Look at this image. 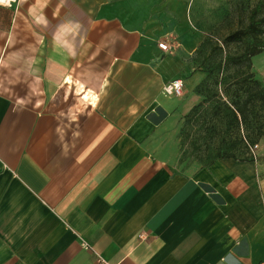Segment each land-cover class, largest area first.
Segmentation results:
<instances>
[{
    "label": "crops",
    "instance_id": "1",
    "mask_svg": "<svg viewBox=\"0 0 264 264\" xmlns=\"http://www.w3.org/2000/svg\"><path fill=\"white\" fill-rule=\"evenodd\" d=\"M171 2L0 5V264H264L257 163L181 158L204 39Z\"/></svg>",
    "mask_w": 264,
    "mask_h": 264
},
{
    "label": "rangeland",
    "instance_id": "2",
    "mask_svg": "<svg viewBox=\"0 0 264 264\" xmlns=\"http://www.w3.org/2000/svg\"><path fill=\"white\" fill-rule=\"evenodd\" d=\"M259 0H173L171 4H160L161 11L173 13L177 22L185 20L193 34L202 40L208 39L192 55L196 71L205 72L200 86L203 96L201 113L192 121H182L186 126L181 138V158L204 164L218 147L230 149L232 141L246 136L258 143L259 182L264 188V102L255 101L246 108L247 118L239 126L229 127L231 112L255 85L249 79L254 74L260 87H264V52L253 57L252 66L228 65L218 70V63L227 55L244 50L245 43H223L232 31L248 23L250 10ZM196 39V38H195ZM203 40V41H204ZM211 72V73H210ZM236 151L239 158L246 152L240 144Z\"/></svg>",
    "mask_w": 264,
    "mask_h": 264
},
{
    "label": "trees",
    "instance_id": "3",
    "mask_svg": "<svg viewBox=\"0 0 264 264\" xmlns=\"http://www.w3.org/2000/svg\"><path fill=\"white\" fill-rule=\"evenodd\" d=\"M208 41V39H205L202 42V45H206ZM242 42H246L244 50L241 53L235 55H227L218 63V70L223 69L228 65H247V67L250 69L252 66L253 57L264 52V0H259L250 10L248 23L245 26L230 32L223 40V43L225 44ZM248 76L249 79L253 81L255 89L248 90L243 100L236 104L237 106L235 109H229L232 115L231 120L229 121V127H232L233 125L239 126L243 119L246 120V108L250 105V103H253L255 101L264 102V87H260L258 82L254 80L253 73H249ZM202 82L203 80L196 88V92L199 95H201L200 86L202 85ZM201 97L203 101L204 98L202 95ZM202 101L191 110V112L185 117L184 121L190 122L199 117L201 113L200 109ZM185 128L186 126L184 125L181 127V133L184 132ZM240 144L246 151L242 158H239L236 151H234ZM229 147L230 149H227L225 147H218V149L209 156L204 165L211 166L218 160L229 158L241 162H256L258 158V143L252 142L246 136L232 141ZM252 148H254V152ZM182 159L186 160L185 158Z\"/></svg>",
    "mask_w": 264,
    "mask_h": 264
},
{
    "label": "built area",
    "instance_id": "4",
    "mask_svg": "<svg viewBox=\"0 0 264 264\" xmlns=\"http://www.w3.org/2000/svg\"><path fill=\"white\" fill-rule=\"evenodd\" d=\"M11 0H0V5H9ZM159 47L163 51H170L172 48L167 42H160ZM185 92V83L182 79H174L170 82L166 83L163 87V93L168 97H181L184 95ZM257 147V146H256ZM254 152V148H252ZM83 245L86 249H90L91 247L86 243L83 242ZM99 262H105L99 255H97Z\"/></svg>",
    "mask_w": 264,
    "mask_h": 264
}]
</instances>
